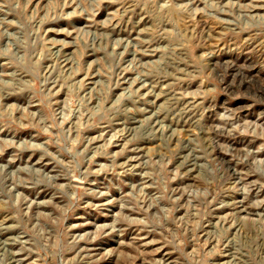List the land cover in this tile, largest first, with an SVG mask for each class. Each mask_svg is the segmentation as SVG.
<instances>
[{"label":"rangeland","instance_id":"1","mask_svg":"<svg viewBox=\"0 0 264 264\" xmlns=\"http://www.w3.org/2000/svg\"><path fill=\"white\" fill-rule=\"evenodd\" d=\"M0 264H264V0H0Z\"/></svg>","mask_w":264,"mask_h":264}]
</instances>
